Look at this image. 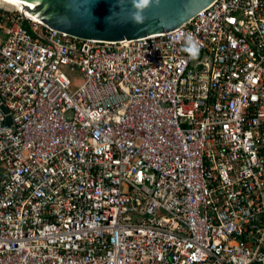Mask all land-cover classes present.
Instances as JSON below:
<instances>
[{
  "label": "built area",
  "instance_id": "built-area-1",
  "mask_svg": "<svg viewBox=\"0 0 264 264\" xmlns=\"http://www.w3.org/2000/svg\"><path fill=\"white\" fill-rule=\"evenodd\" d=\"M0 264H264V0L122 41L0 0Z\"/></svg>",
  "mask_w": 264,
  "mask_h": 264
},
{
  "label": "water",
  "instance_id": "water-1",
  "mask_svg": "<svg viewBox=\"0 0 264 264\" xmlns=\"http://www.w3.org/2000/svg\"><path fill=\"white\" fill-rule=\"evenodd\" d=\"M49 27L83 39L122 41L164 34L183 26L214 0H12ZM143 16L136 22V14ZM6 111V110H5Z\"/></svg>",
  "mask_w": 264,
  "mask_h": 264
},
{
  "label": "clouds",
  "instance_id": "clouds-1",
  "mask_svg": "<svg viewBox=\"0 0 264 264\" xmlns=\"http://www.w3.org/2000/svg\"><path fill=\"white\" fill-rule=\"evenodd\" d=\"M156 2L158 3L159 0H156ZM152 3L153 0H134L135 7L140 10L146 9ZM134 20L136 22H142L143 16L138 13L134 16ZM183 41L184 46L182 50L188 53L190 58H197L199 52V45L196 42L195 37L191 33L183 34Z\"/></svg>",
  "mask_w": 264,
  "mask_h": 264
},
{
  "label": "bare ground",
  "instance_id": "bare-ground-1",
  "mask_svg": "<svg viewBox=\"0 0 264 264\" xmlns=\"http://www.w3.org/2000/svg\"><path fill=\"white\" fill-rule=\"evenodd\" d=\"M1 1L4 2L5 4H8V5L12 6V7L18 8L22 12L26 13L29 17L33 18L35 21H40V20L35 19L31 15H29L26 10H24L23 8L18 6L14 1H12V0H1ZM40 22H42V21H40Z\"/></svg>",
  "mask_w": 264,
  "mask_h": 264
},
{
  "label": "rangeland",
  "instance_id": "rangeland-1",
  "mask_svg": "<svg viewBox=\"0 0 264 264\" xmlns=\"http://www.w3.org/2000/svg\"><path fill=\"white\" fill-rule=\"evenodd\" d=\"M75 84H76V87L77 86H79V84H80V81H79V79H78V75H75Z\"/></svg>",
  "mask_w": 264,
  "mask_h": 264
}]
</instances>
